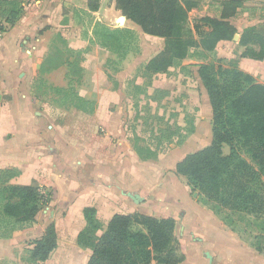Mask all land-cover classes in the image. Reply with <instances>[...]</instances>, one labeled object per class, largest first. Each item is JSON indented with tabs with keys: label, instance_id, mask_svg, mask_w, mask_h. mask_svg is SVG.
Instances as JSON below:
<instances>
[{
	"label": "crops",
	"instance_id": "obj_1",
	"mask_svg": "<svg viewBox=\"0 0 264 264\" xmlns=\"http://www.w3.org/2000/svg\"><path fill=\"white\" fill-rule=\"evenodd\" d=\"M104 1L99 0L98 8L92 10L89 0H39L22 7L13 23L4 19L7 27L0 34V170L16 172L10 183H37L49 198L32 224L13 231L10 237H0V259L20 256L52 223L57 246L41 264H87L91 249L79 245L77 238L86 226L83 209L94 207L101 226L97 235L116 213L173 218L174 235L184 256L178 264H264L263 252L244 242L190 194L185 176L175 171L184 156L171 161L166 152L156 159H141L131 147L121 117L101 112L104 107L93 113L70 108L56 114L47 98L34 95L31 81L41 57L40 72L47 74L61 66L70 67L66 61L80 53L81 75L83 68L90 73L89 60L104 47L97 43L87 49V15L108 25L116 17L115 1L109 9L103 8ZM192 2L188 20L193 17L200 29L204 26L199 19L209 16L228 21L237 31V41L233 36L216 44L212 52L217 58L236 60L241 70L264 84V57L242 56L246 46L239 43L250 27L261 32L264 40V0ZM52 34L59 36L69 53L76 54L63 59L55 44L53 52H43L44 47H51ZM248 46L259 48L254 43ZM57 56L62 63H48ZM84 88L76 89L90 101L82 93Z\"/></svg>",
	"mask_w": 264,
	"mask_h": 264
},
{
	"label": "trees",
	"instance_id": "obj_2",
	"mask_svg": "<svg viewBox=\"0 0 264 264\" xmlns=\"http://www.w3.org/2000/svg\"><path fill=\"white\" fill-rule=\"evenodd\" d=\"M114 1L115 8L142 32L164 38L163 50L146 64L148 76L167 72L170 66L184 59L192 47L200 48L206 54L213 51L220 40L232 39L237 32L228 21L204 16L199 22L206 25L208 31L197 40L187 27L188 12L193 5L189 0ZM98 6L99 0H89L90 9L96 10ZM21 8L18 0H0V16L10 23L20 16ZM199 27L196 25L195 29ZM118 33V29L106 28L100 35L105 39H117ZM239 43L246 46L242 56L264 57L263 36L255 27L245 29ZM249 43L257 44L259 48L254 50ZM222 59L202 62L197 69L211 107L210 144L184 155L176 163L175 171L185 176L191 192L198 191L197 200L202 205L240 235L235 221L224 216L227 211L240 218L247 215L250 222L264 220V84L241 70L236 60L231 59L225 64ZM80 60L78 53L73 60L66 61L75 68L73 75L77 77L82 72ZM53 62L62 63V60L59 56L48 60L49 64ZM155 91L168 94L165 89ZM153 137L155 146L162 145L166 139L171 141L170 134L166 135L164 131ZM224 145H228V153H224ZM133 148L141 159H156L159 154L135 143ZM15 175L12 169L0 170V237L4 238L32 224L49 198L37 183H10ZM95 214L94 207L83 209L86 226L77 238L79 245L91 249L87 264H150L152 261L178 264L184 259L174 235L173 218H155L138 212L116 213L97 235L101 226ZM254 238L257 243L253 247L264 252V244H260L264 234ZM56 246L55 227L50 223L28 249V262L45 261Z\"/></svg>",
	"mask_w": 264,
	"mask_h": 264
},
{
	"label": "rangeland",
	"instance_id": "obj_3",
	"mask_svg": "<svg viewBox=\"0 0 264 264\" xmlns=\"http://www.w3.org/2000/svg\"><path fill=\"white\" fill-rule=\"evenodd\" d=\"M111 1L105 0L103 8L109 9ZM114 13L116 17L115 20L112 17L111 25L98 21L92 14L87 15L89 36L87 49L97 43H102L104 47L100 53H93L94 57L89 60L90 73H86L87 68H83L82 75L77 77L73 75L75 71L73 66H61L43 74L40 72V67L44 65V57H41L37 66L39 71L31 81L34 95L38 99L47 98L54 106L51 109L53 108V113L56 114H61L65 109L70 108L93 113L98 107H104L101 108V112L121 117L132 148L135 143L141 148H150L159 152L158 156L167 152L165 157L168 159L171 156V161L209 145L212 139L211 107L197 69L198 64L202 62L214 61L217 58L216 52L203 54L200 48L192 47L188 55L178 64L170 66L167 72L148 76L145 73L146 64L163 50L164 38L145 35L138 29L139 26L137 27L127 18L125 23L119 24L117 18L123 14L119 10ZM102 16L101 13L100 18ZM2 21L3 33L7 26L5 21ZM196 25L201 27L193 17L187 22V27L191 29L193 36L200 40L208 28L203 24L202 29L200 27L195 29ZM113 26L118 29L116 38L118 36L119 39L101 37L102 31L106 28L112 30ZM49 37L52 38L51 47L49 45L48 50L44 47L43 52H53V44H55L56 47L61 48L63 59L76 54L69 53L70 51L56 34ZM85 60L87 61L84 58ZM230 60L223 58L222 62L226 64ZM80 86L85 87L82 93L90 97V101H84L85 97L79 95L76 88ZM157 89H165L168 94L157 93L155 91ZM163 131L166 135L170 134L171 141L166 139L162 145L155 146L153 135L157 136ZM182 137H184L183 141H181ZM228 150V145H224V153H228ZM190 194L195 198L199 196L198 191L191 192V189ZM224 216H229L235 221L236 228L240 230L239 236L252 246L257 243L254 236L264 234L262 219L250 222L249 216L240 218L230 211L224 213ZM261 242L260 244H264V241ZM28 249L20 256L17 253L15 259H0V264H30Z\"/></svg>",
	"mask_w": 264,
	"mask_h": 264
},
{
	"label": "built area",
	"instance_id": "obj_4",
	"mask_svg": "<svg viewBox=\"0 0 264 264\" xmlns=\"http://www.w3.org/2000/svg\"><path fill=\"white\" fill-rule=\"evenodd\" d=\"M18 1L22 7H26L36 4L39 0H18ZM2 22L3 21L0 17V34L2 33L4 27Z\"/></svg>",
	"mask_w": 264,
	"mask_h": 264
},
{
	"label": "bare ground",
	"instance_id": "obj_5",
	"mask_svg": "<svg viewBox=\"0 0 264 264\" xmlns=\"http://www.w3.org/2000/svg\"><path fill=\"white\" fill-rule=\"evenodd\" d=\"M117 21L119 24H123L126 21V17H123L120 15V16H118Z\"/></svg>",
	"mask_w": 264,
	"mask_h": 264
},
{
	"label": "water",
	"instance_id": "obj_6",
	"mask_svg": "<svg viewBox=\"0 0 264 264\" xmlns=\"http://www.w3.org/2000/svg\"><path fill=\"white\" fill-rule=\"evenodd\" d=\"M121 16L125 17L124 15H121ZM234 38H235V39L238 38V34H235V35H234Z\"/></svg>",
	"mask_w": 264,
	"mask_h": 264
}]
</instances>
